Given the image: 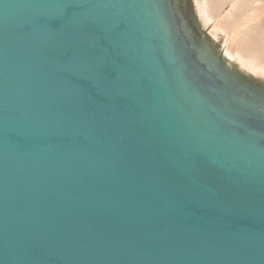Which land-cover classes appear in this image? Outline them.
Listing matches in <instances>:
<instances>
[{"label":"water","instance_id":"1","mask_svg":"<svg viewBox=\"0 0 264 264\" xmlns=\"http://www.w3.org/2000/svg\"><path fill=\"white\" fill-rule=\"evenodd\" d=\"M206 0H0V264H264V64Z\"/></svg>","mask_w":264,"mask_h":264},{"label":"rangeland","instance_id":"2","mask_svg":"<svg viewBox=\"0 0 264 264\" xmlns=\"http://www.w3.org/2000/svg\"><path fill=\"white\" fill-rule=\"evenodd\" d=\"M232 52L264 64V0H206Z\"/></svg>","mask_w":264,"mask_h":264}]
</instances>
